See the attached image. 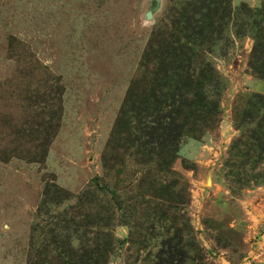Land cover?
I'll return each instance as SVG.
<instances>
[{"label":"rangeland","instance_id":"rangeland-1","mask_svg":"<svg viewBox=\"0 0 264 264\" xmlns=\"http://www.w3.org/2000/svg\"><path fill=\"white\" fill-rule=\"evenodd\" d=\"M0 264H264V0H0Z\"/></svg>","mask_w":264,"mask_h":264},{"label":"water","instance_id":"water-1","mask_svg":"<svg viewBox=\"0 0 264 264\" xmlns=\"http://www.w3.org/2000/svg\"><path fill=\"white\" fill-rule=\"evenodd\" d=\"M151 16H152L151 11H146L145 17L149 19L151 18Z\"/></svg>","mask_w":264,"mask_h":264},{"label":"trees","instance_id":"trees-1","mask_svg":"<svg viewBox=\"0 0 264 264\" xmlns=\"http://www.w3.org/2000/svg\"><path fill=\"white\" fill-rule=\"evenodd\" d=\"M263 5V4H262ZM260 8H262V7H259V9H255L256 11H258V10H260Z\"/></svg>","mask_w":264,"mask_h":264}]
</instances>
